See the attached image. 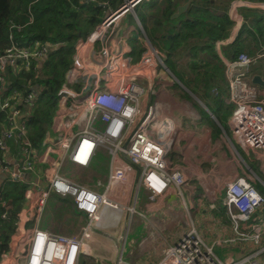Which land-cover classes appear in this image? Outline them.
Masks as SVG:
<instances>
[{
	"label": "built area",
	"instance_id": "2783aa9c",
	"mask_svg": "<svg viewBox=\"0 0 264 264\" xmlns=\"http://www.w3.org/2000/svg\"><path fill=\"white\" fill-rule=\"evenodd\" d=\"M142 1L120 0L119 6L108 8L87 36L76 41L72 61L55 91L38 85L23 93L7 85L8 72L39 68L55 44L38 40L20 44L9 36L8 46L0 52V111L6 113L0 132V171L8 180L26 184V201L17 213L15 230L0 253V264H84L83 245L94 229L101 226L102 219L115 220L124 210L135 212L132 206L121 205V195L136 167L138 184L151 197L162 195L170 186L180 190L186 184L178 157L168 155L176 129L171 121L158 118L154 111L156 85L178 86L170 57L166 51L150 45L137 18L139 29L130 24L135 7ZM244 6L264 12V1L233 0L228 15L234 23L241 24L237 9ZM129 38L141 44L136 59ZM260 58H264V47L255 55L239 52L233 59H223L220 69L227 81L231 105L226 124L235 142L247 149L248 155L262 161L264 88L253 83L250 75ZM45 91L51 96L50 121L40 143L35 145L28 136L27 122L33 107L42 103L41 94ZM8 141L17 146L15 157L21 175L13 170ZM103 153L108 157V170L100 190L74 179L73 169L88 166L97 154ZM35 161H43L45 165L42 175L39 174L44 186L39 189ZM63 163L69 168H63ZM52 193L69 197L73 209L85 218L76 233L57 234L38 226ZM3 204L0 194V206ZM263 205L264 196L244 176L226 184L217 204L225 209L234 231L244 240L262 237L264 219L252 221L248 230L239 229L251 222L253 213ZM0 217H5V211ZM121 262L119 257L116 264ZM156 264H259V261L254 253L225 263L191 228L166 248Z\"/></svg>",
	"mask_w": 264,
	"mask_h": 264
},
{
	"label": "crops",
	"instance_id": "0c3cea01",
	"mask_svg": "<svg viewBox=\"0 0 264 264\" xmlns=\"http://www.w3.org/2000/svg\"><path fill=\"white\" fill-rule=\"evenodd\" d=\"M144 1L149 3L152 0L141 3ZM162 1L152 2L146 14V23H141V28L150 45L168 53L172 72L178 81L177 87L156 85L157 95L153 102L158 118L168 119L176 129L168 155L178 157L186 184L180 190L170 186L162 195L151 197L138 184L139 168L136 167L132 177L123 185L121 195V205L132 206L135 212L121 211L118 218L112 221L104 217L101 226L94 229L83 245L86 254L82 256V263L116 264L121 257L120 264H156L168 246L175 244L189 229L195 228L205 245H216L214 248L211 246L215 255L224 256L223 259L218 257L219 260L232 263L255 253L259 264H264V224L260 239H241L225 209L217 206L226 184L238 176L247 177L255 189H264V160L248 155V150L235 142L226 124L231 105L227 99V81L220 69L223 59H233L239 52L255 55L262 51L264 33L259 35L258 30L264 31V12L257 8L239 7L237 13L241 16V24L234 23L228 15V3L226 13L232 25L228 36L219 39L214 33L206 34L207 29L211 32L212 25V30H215V19H209L207 27L200 24V20H196L197 14L190 13L192 9L198 10L191 0L176 23L180 28L177 43L181 44L172 50L169 44L174 42V35L163 28L157 34L152 30L157 11L166 7ZM180 1L171 0L173 12L177 5L186 2ZM205 9L213 15L220 11L213 6H205ZM259 15L262 17L259 18ZM243 22L250 31L253 30L252 35L240 32ZM236 39L243 46L240 51L233 48ZM135 41L141 48V44ZM255 74L264 80V58L252 66L251 78ZM8 144L12 153L10 162L13 163L16 161L17 146L12 141ZM101 157L102 154H97L94 161ZM90 164L73 169V177L78 172L79 177L81 173H89ZM44 166L43 161H35L38 189L44 186V179L39 176ZM63 168L68 169L69 165L63 163ZM6 179V174L0 171L1 186ZM78 179L75 180L94 190L101 189L102 184H93L88 176ZM195 217L202 231L197 229ZM258 219H264V206L258 208L251 222L241 225L239 230H248L252 221ZM62 222L66 225L77 222L73 230L65 233L69 235L79 230L85 218L73 209L69 197L52 193L38 226L62 232ZM27 223L32 225L31 221Z\"/></svg>",
	"mask_w": 264,
	"mask_h": 264
},
{
	"label": "trees",
	"instance_id": "16d2710c",
	"mask_svg": "<svg viewBox=\"0 0 264 264\" xmlns=\"http://www.w3.org/2000/svg\"><path fill=\"white\" fill-rule=\"evenodd\" d=\"M164 1L170 2V0H163L162 4L164 5ZM232 1L193 0L191 4L198 7V10L192 9L191 12H188L197 14L196 20L199 19L200 24H205L206 27L209 19H215V30H212V25L211 32L209 33L207 29L206 34L214 33L215 37L220 39L228 36L232 25L226 13L227 5L228 3L230 5ZM245 1L261 2L264 0ZM103 2L106 1L0 0V52L8 46L9 36H12L20 44H28L38 40L39 42L48 41L56 45L49 52L48 59L39 68L34 67L18 73L8 72L7 85L23 93L38 85L48 87L53 91L57 90L63 81L66 68L72 61L76 41L87 36L106 15L100 4ZM119 5L120 1L115 7ZM205 6H213L220 12L218 11L217 14L213 15L205 9ZM172 14L171 4H167L164 9L160 8L156 13L152 30L157 34L163 28L167 30V33L173 34L175 40L169 44V48L173 50L181 42L177 43L180 28L174 24L175 18L171 19ZM258 17L261 18L262 16L259 15ZM244 22L240 32L252 35L253 30L250 31ZM256 22L258 23L259 19ZM258 33L263 35L264 31L258 30ZM233 48L240 51L243 46L236 39L233 42ZM41 95L42 103L33 107L27 122L28 136L35 145L40 143L50 121L48 104L51 96L47 91ZM5 117L6 113L0 111V132ZM25 187V182L6 179L0 188V194L4 201V204L0 206V213L5 211V217H0V253L5 250L9 237L15 230L17 213L26 201ZM257 191L264 196L263 188L258 187ZM9 200L11 204L10 207H7Z\"/></svg>",
	"mask_w": 264,
	"mask_h": 264
},
{
	"label": "rangeland",
	"instance_id": "374dc122",
	"mask_svg": "<svg viewBox=\"0 0 264 264\" xmlns=\"http://www.w3.org/2000/svg\"><path fill=\"white\" fill-rule=\"evenodd\" d=\"M103 1H107L108 2V5L106 4H103V3H100L101 6L104 8V11L107 12L108 8H111V7H115L117 5V3L120 1V0H103ZM154 0H152L151 2H147V1H144L143 3L141 4H138L135 9H134V15H132L131 19H130V24H133L136 29H139V24L138 22L136 21L135 18H137L139 20L140 23H142L143 25L146 23V14L148 12V9L149 7L151 6L152 2ZM179 1V0H178ZM183 1V0H181ZM180 1V2H181ZM187 1V0H185ZM219 1H224L226 2L227 0H219ZM164 3L167 5V4H170L171 3V0L170 2L169 1H164ZM185 3V2H184ZM183 4V3H182ZM181 5V4H179ZM220 12V11H219ZM180 18V17H179ZM179 18L177 20H174V23L176 24L178 21H179ZM135 33V31H134ZM128 43L131 45V47L133 48V51H134V59H136V56L141 52V48L139 47V45L136 43L135 39L134 38H129L128 39ZM90 171L89 173H81V177H86L88 176L89 177V180L93 183V184H96L98 186H100L102 184V182H105V178H106V174H107V170H108V157L105 153L102 154V157L101 158H97L95 161H92L91 164H90ZM80 169H78L79 171ZM79 177V172H78V175L76 177H74L75 179H78ZM79 177V179L81 178ZM105 177V178H104ZM78 179V180H79ZM104 179V180H103ZM194 222H195V225L197 226V229L202 231V228L200 227V225L197 223V217L194 218ZM76 223L75 222L73 225H66L65 222H62V225L64 227L62 232L60 231V229H55V232L57 234H65L67 233L69 230H73L76 226ZM54 228V226L52 227V229ZM53 232V233H55ZM214 248V246H216L215 244H212L210 245ZM218 255V254H217ZM218 257L220 259H223L224 256H219Z\"/></svg>",
	"mask_w": 264,
	"mask_h": 264
},
{
	"label": "water",
	"instance_id": "95a60500",
	"mask_svg": "<svg viewBox=\"0 0 264 264\" xmlns=\"http://www.w3.org/2000/svg\"><path fill=\"white\" fill-rule=\"evenodd\" d=\"M191 0H187L185 3L181 5H177L176 10L173 12L171 19L178 18L188 7ZM251 81L255 84H258L262 87H264V80L257 74L253 75L251 78ZM13 170L17 175H21V172L19 170V165L17 161H14L13 163ZM11 201L9 200L7 202V207H10ZM9 211V210H8Z\"/></svg>",
	"mask_w": 264,
	"mask_h": 264
},
{
	"label": "bare ground",
	"instance_id": "6f19581e",
	"mask_svg": "<svg viewBox=\"0 0 264 264\" xmlns=\"http://www.w3.org/2000/svg\"><path fill=\"white\" fill-rule=\"evenodd\" d=\"M232 229V228H231Z\"/></svg>",
	"mask_w": 264,
	"mask_h": 264
}]
</instances>
